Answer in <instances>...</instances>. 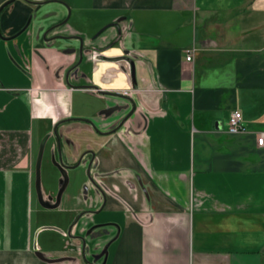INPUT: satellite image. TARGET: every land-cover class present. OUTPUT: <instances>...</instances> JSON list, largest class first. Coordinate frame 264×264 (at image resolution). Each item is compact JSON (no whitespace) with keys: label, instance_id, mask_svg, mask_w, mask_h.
Returning a JSON list of instances; mask_svg holds the SVG:
<instances>
[{"label":"crops","instance_id":"obj_1","mask_svg":"<svg viewBox=\"0 0 264 264\" xmlns=\"http://www.w3.org/2000/svg\"><path fill=\"white\" fill-rule=\"evenodd\" d=\"M263 127L264 0H0V264H264Z\"/></svg>","mask_w":264,"mask_h":264},{"label":"built area","instance_id":"obj_2","mask_svg":"<svg viewBox=\"0 0 264 264\" xmlns=\"http://www.w3.org/2000/svg\"><path fill=\"white\" fill-rule=\"evenodd\" d=\"M192 55L186 57V61H190ZM244 125L242 123V115L240 111L234 110L230 113L227 121V133L229 135H239L244 132ZM256 146L258 148H264V127L257 133Z\"/></svg>","mask_w":264,"mask_h":264},{"label":"water","instance_id":"obj_3","mask_svg":"<svg viewBox=\"0 0 264 264\" xmlns=\"http://www.w3.org/2000/svg\"><path fill=\"white\" fill-rule=\"evenodd\" d=\"M6 4H7V3H6ZM4 6H5V5H4ZM25 28H26V27H25ZM25 28H24V29H25ZM24 29H23V30H24Z\"/></svg>","mask_w":264,"mask_h":264}]
</instances>
